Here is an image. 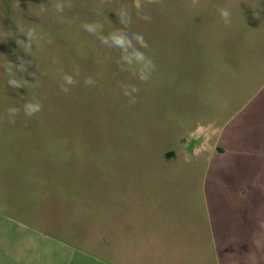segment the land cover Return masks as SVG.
I'll use <instances>...</instances> for the list:
<instances>
[{
    "label": "rangeland",
    "instance_id": "rangeland-1",
    "mask_svg": "<svg viewBox=\"0 0 264 264\" xmlns=\"http://www.w3.org/2000/svg\"><path fill=\"white\" fill-rule=\"evenodd\" d=\"M257 56L264 0H0V264H264Z\"/></svg>",
    "mask_w": 264,
    "mask_h": 264
},
{
    "label": "clouds",
    "instance_id": "clouds-1",
    "mask_svg": "<svg viewBox=\"0 0 264 264\" xmlns=\"http://www.w3.org/2000/svg\"><path fill=\"white\" fill-rule=\"evenodd\" d=\"M137 7H139V0H137ZM220 15L224 19L225 23H227V17L230 15L229 11L227 9H221L220 10ZM144 19H149V17L145 16ZM28 35H29V37H32L33 36V32L29 31ZM65 80L68 83L72 82L71 77H67L66 76ZM9 83L13 84L14 86H19V83L17 81H15V80H10ZM41 107H42V105L39 104V103H29V104L24 106L25 115L31 117V116L35 115L36 113H38L41 110ZM8 111L11 113V118H9V120L11 122H15V118L14 117H15V115L17 113V109L13 108V109H9Z\"/></svg>",
    "mask_w": 264,
    "mask_h": 264
},
{
    "label": "crops",
    "instance_id": "crops-1",
    "mask_svg": "<svg viewBox=\"0 0 264 264\" xmlns=\"http://www.w3.org/2000/svg\"><path fill=\"white\" fill-rule=\"evenodd\" d=\"M233 43V42H232ZM234 43H236V42H234ZM234 44H232V46H233ZM234 47H235V45H234ZM253 47V46H252ZM232 48V47H231ZM256 49H261V47H255ZM251 51H254V48H252V50ZM263 54V53H262ZM247 55L248 56H251V55H260V54H258L257 52L255 53V52H249V53H247ZM264 57H261V56H257V58L256 59H248L247 61H248V63H251L252 61H254L255 63H256V65H257V71L260 69V66L262 65V64H264V59H263ZM235 60L236 59H234V58H232L231 57V60H230V62L231 63H235ZM238 63L239 62H243L244 60H243V58H239L238 60ZM215 247H216V252H221L222 250V242L220 241V240H216L215 239Z\"/></svg>",
    "mask_w": 264,
    "mask_h": 264
}]
</instances>
